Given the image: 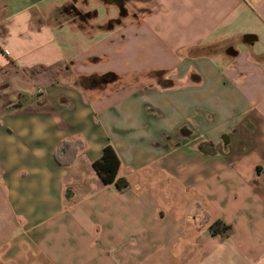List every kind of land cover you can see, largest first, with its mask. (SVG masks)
<instances>
[{
  "label": "crops",
  "instance_id": "1",
  "mask_svg": "<svg viewBox=\"0 0 264 264\" xmlns=\"http://www.w3.org/2000/svg\"><path fill=\"white\" fill-rule=\"evenodd\" d=\"M0 264H264V0H0Z\"/></svg>",
  "mask_w": 264,
  "mask_h": 264
},
{
  "label": "trees",
  "instance_id": "2",
  "mask_svg": "<svg viewBox=\"0 0 264 264\" xmlns=\"http://www.w3.org/2000/svg\"><path fill=\"white\" fill-rule=\"evenodd\" d=\"M69 144L68 142H64L56 149L55 157L57 160L60 161L58 157L60 155L59 153L64 154ZM69 160L71 162L73 159ZM118 167L119 158L112 146L107 144L103 148L101 156L93 162V168L103 183H114L122 191L128 188L129 182L125 178H117ZM207 230L212 235H219L221 238H226L233 233V226L224 220L217 219L208 226Z\"/></svg>",
  "mask_w": 264,
  "mask_h": 264
},
{
  "label": "rangeland",
  "instance_id": "3",
  "mask_svg": "<svg viewBox=\"0 0 264 264\" xmlns=\"http://www.w3.org/2000/svg\"><path fill=\"white\" fill-rule=\"evenodd\" d=\"M252 162V160L251 159H249V160H247V162L245 161L244 163H251Z\"/></svg>",
  "mask_w": 264,
  "mask_h": 264
}]
</instances>
